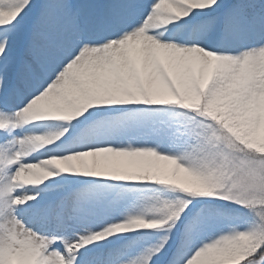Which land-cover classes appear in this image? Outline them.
Returning a JSON list of instances; mask_svg holds the SVG:
<instances>
[{"label":"snow or ice","instance_id":"1","mask_svg":"<svg viewBox=\"0 0 264 264\" xmlns=\"http://www.w3.org/2000/svg\"><path fill=\"white\" fill-rule=\"evenodd\" d=\"M0 264H264V0H0Z\"/></svg>","mask_w":264,"mask_h":264}]
</instances>
